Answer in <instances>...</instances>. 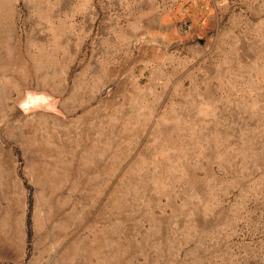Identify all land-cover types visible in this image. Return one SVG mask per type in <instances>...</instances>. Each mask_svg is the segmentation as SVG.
<instances>
[{"label": "rangeland", "instance_id": "obj_1", "mask_svg": "<svg viewBox=\"0 0 264 264\" xmlns=\"http://www.w3.org/2000/svg\"><path fill=\"white\" fill-rule=\"evenodd\" d=\"M0 264H264V0H0Z\"/></svg>", "mask_w": 264, "mask_h": 264}]
</instances>
